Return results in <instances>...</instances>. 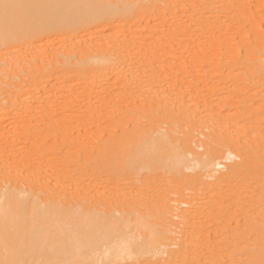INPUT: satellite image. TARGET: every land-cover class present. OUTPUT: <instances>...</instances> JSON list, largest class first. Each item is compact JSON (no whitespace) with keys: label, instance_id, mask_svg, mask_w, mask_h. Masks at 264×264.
<instances>
[{"label":"bare ground","instance_id":"6f19581e","mask_svg":"<svg viewBox=\"0 0 264 264\" xmlns=\"http://www.w3.org/2000/svg\"><path fill=\"white\" fill-rule=\"evenodd\" d=\"M177 5L178 0H0V49H13L6 65L0 62V264H176L172 251L194 239L192 230L185 233V239L178 236L168 209L155 210L149 193L131 196L109 191L102 195L87 186L96 175L116 171L111 167L97 169V153L113 151L115 146L106 140L91 142L86 134L90 128L123 130L122 120L129 115L151 117L165 110L163 105H141L131 110L129 103L124 104V97L114 102L118 110L109 111L111 117L105 121L92 116L104 106L109 108L103 94L117 85L140 92L145 89L144 82L157 81L153 68L150 78L139 73L143 59L155 66L159 59L163 61L160 56L168 41L177 44V40L201 35L196 33L194 23L184 26L185 33H178L184 22L177 20ZM110 24L115 30L119 24H129L131 30L125 34L103 33L101 38L82 32ZM142 26L146 34L134 29ZM224 31L223 25L211 33ZM67 35L74 41L57 47ZM31 39H35V51L16 48ZM140 39L153 45L141 51L142 57L135 44ZM164 61L160 71L177 67L176 61ZM263 62L257 71L264 73ZM257 71L253 68L246 75H234V85L248 87L243 86V81H248L243 79ZM100 77L108 78V85ZM58 87H62V99L58 96L51 100L49 89ZM77 100V104L72 102ZM197 122V128H203V122ZM173 132L172 128L136 133L138 149L133 163L137 173L146 176L188 165L189 159L178 148ZM194 136L192 130L187 132L189 145ZM200 143L217 150L222 145L214 146L208 140ZM42 150L52 154L50 161L42 160V165L50 168L49 179L44 173L35 176L30 168H24L36 159L33 152ZM218 159L231 171L239 165L236 161L224 162V155ZM216 163L212 160L210 166ZM256 164L258 170H264V161ZM24 169L31 174L25 175ZM54 174L59 178L56 181ZM197 175V185H201L205 174ZM183 203L192 204V208L183 210L182 218L191 222L200 216L197 200L182 197L178 207ZM218 206L213 205L212 212ZM184 259L186 263L200 261L198 256Z\"/></svg>","mask_w":264,"mask_h":264},{"label":"rangeland","instance_id":"374dc122","mask_svg":"<svg viewBox=\"0 0 264 264\" xmlns=\"http://www.w3.org/2000/svg\"><path fill=\"white\" fill-rule=\"evenodd\" d=\"M179 19L184 24L178 33H185L184 26L194 23L198 29L196 33L201 35L180 37L182 40H177V44L168 41L166 51L162 53L164 55L160 56L163 61L159 59L155 66H152V61L147 65L143 59L139 73L145 75L144 78H150L153 68L157 81L144 82V86H141L145 89L140 92L133 88L137 82L132 84L133 87L131 85L133 92L130 87L126 89L121 88L123 84L117 85L116 89L103 94L109 108L104 106L101 111L93 112L92 116L97 121H105L111 117L109 111L118 110L114 102L124 97V104H130L128 107L131 110L139 109L141 105L146 108L163 105L165 110L151 117L129 115L122 120L123 130L120 127L108 130L90 128L86 134L91 142L106 140L115 146L113 151L97 153V169L111 167L116 171L114 174L96 175L87 186L91 191H100L102 195L109 194V191H118L123 195L128 192L131 196L139 192L153 195L155 210L168 209L172 223L175 222L173 227L181 239L186 238V232H195L191 236L194 238L192 241L182 244V247L177 245V252L172 251L176 264H264V170H258L256 164L264 161V73L257 71L260 62L264 61V0H178ZM223 25L224 32L211 33ZM130 27L129 24L124 27L119 24L115 30L112 24L97 25L90 31L82 32L101 38L103 33H128ZM134 29L146 34L143 26ZM73 41L74 37L67 35L57 47L70 45ZM35 44V39H31L25 44H18L16 48L31 52L35 51ZM135 44L139 48V57H142L141 51L148 48L147 45L153 46L150 40L142 39L136 40ZM12 50L7 47L0 49L1 64L6 65V61L10 60ZM164 60L176 61L177 67L174 65L173 69L166 67L169 70L163 68L164 72L160 71L166 63ZM253 68L256 74L243 79L248 80L242 83L248 87L242 89L234 85V75H246ZM129 74L131 78L134 77L131 72ZM100 78L103 84L108 85V78ZM73 82L77 83L78 80ZM175 86L177 89H174ZM139 88L141 90L142 87ZM61 89H49L50 99L57 100L63 93ZM135 91L137 94H134ZM79 97L73 99L79 100ZM59 99H62L61 96ZM78 100L72 102L77 104ZM217 117L222 118L218 120ZM196 120L203 122L200 123L203 128H197L194 123L199 122ZM172 128L178 148L189 159L188 165L146 176L137 173L133 163L134 152L138 149L136 133H154L155 129ZM81 129L83 133L87 132ZM189 130L195 135L191 145L186 141ZM201 140H208L214 146L222 144L221 149L209 148L201 144ZM21 153L24 152L21 150ZM33 154L36 159L28 161L24 168H30L35 176L44 173L49 179L47 170L50 168L43 166L42 160L50 161L52 154H46L44 150ZM219 155L226 157L223 159L226 163L238 162V167L231 171L225 164L219 163ZM212 160L218 163L210 166ZM62 168H66L65 163H62ZM24 171L25 175L30 173L28 169ZM200 173L205 174L204 182L197 185V174ZM76 177H79L78 174ZM52 178L53 181L59 179L55 174ZM127 183L130 184L129 188ZM182 197L198 201L195 206H199L200 216L191 222L181 217L183 210L192 208L189 203L178 207ZM216 204L219 206L212 212L211 208ZM174 207H178L177 211L173 210ZM164 256L168 257L167 253ZM191 256H198L200 261L184 262L185 257Z\"/></svg>","mask_w":264,"mask_h":264}]
</instances>
